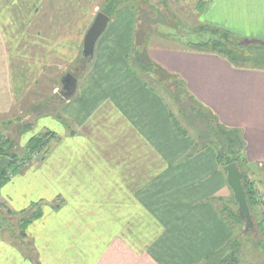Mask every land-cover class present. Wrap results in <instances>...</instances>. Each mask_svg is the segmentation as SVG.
Listing matches in <instances>:
<instances>
[{
  "label": "crops",
  "instance_id": "crops-1",
  "mask_svg": "<svg viewBox=\"0 0 264 264\" xmlns=\"http://www.w3.org/2000/svg\"><path fill=\"white\" fill-rule=\"evenodd\" d=\"M205 1L202 23L264 42V0ZM100 3L0 0V124L53 64L66 68L59 80L71 72ZM135 21L132 7L121 6L75 96L60 95L58 114H40L33 133L54 131V145L0 191L1 203L16 212L42 202L24 238L36 257L18 249L3 227L0 264H203L235 236L217 199L232 189L216 148L199 146L195 132L177 133L168 101L130 61ZM150 40L157 66L241 130L247 171L264 195V68L235 66L192 49L191 40L179 47ZM257 211L264 217L261 206Z\"/></svg>",
  "mask_w": 264,
  "mask_h": 264
},
{
  "label": "rangeland",
  "instance_id": "rangeland-1",
  "mask_svg": "<svg viewBox=\"0 0 264 264\" xmlns=\"http://www.w3.org/2000/svg\"><path fill=\"white\" fill-rule=\"evenodd\" d=\"M103 3L104 0H101L99 11H101ZM123 3L124 5L132 7L133 11L136 12L135 23L137 24L135 25V29L138 28V31L147 33V40L149 41L151 39V44L171 45L177 47L187 46L185 44L188 43L187 40L198 42L206 37V35L199 34L196 31L198 28H200L202 23L200 21L199 11L197 8L199 0H124ZM165 36L167 38H165ZM210 37V44L220 38L218 34L210 35ZM169 38L171 39L170 41ZM243 40L244 41H241V43L243 45H250L248 48L240 49L234 45H228L227 48L234 52H241L244 55L249 54L250 58H259L260 54H264V50L262 51L257 50L256 48H249L254 45L257 46L259 43L256 44L255 42H249V40ZM232 42L238 43L239 40L233 38ZM149 45H147V49L149 48ZM140 49H142V47ZM131 57L132 58L130 61L140 69L142 78L145 80V82L155 87L166 98L171 108V112L174 114L177 122L181 125V127H183V129H186L188 132L192 131L193 133L201 132L204 136H213L206 128V118H202L201 120L197 121V128L188 125L184 116V111L195 114V108L198 105L193 102L191 96L186 92L185 88L177 87L176 82H179V79L176 78L175 75H165L155 66H153L151 69L143 70L135 62L134 51ZM81 58H83L82 55L78 59V62L81 60ZM78 62L76 61L74 64H71L70 67L68 66V71L74 69L75 67V73L78 74L81 71V66L77 64ZM261 65H264L263 62ZM63 69L66 70V68ZM64 70H62V68L61 70L58 69V66L53 64L44 73V76L41 78V80L37 82V85L34 87V89L28 92L24 101L15 107L11 115L12 117L10 118V115L8 114L7 117L2 118L1 122L3 123L0 124V127L3 129L5 127L7 131L6 129H4V131L0 129V131L4 137L12 140L15 143V150L19 152L20 156L25 154L24 146H20L21 140L22 138L26 139L34 134L33 131L35 130L37 120L40 117L39 113L45 110H52L54 107H56V105H60L59 100L62 84L61 80H59V75H61ZM79 79H81V76H79ZM57 85L59 88L57 91L53 92L54 86ZM50 97H54V99L51 100ZM206 108H204L205 114H210L208 112L210 109L207 108V110ZM215 115L213 114V116ZM11 119H13V121ZM46 132L47 130L39 134H44ZM54 143V137L50 138L48 145L44 147L39 154L35 153L32 155V159H35L33 162L40 163L42 160L39 159L41 158L42 153L46 149L49 151ZM255 182H257V180ZM257 184L258 182L255 184L257 188L255 195L257 200L255 201L259 202L261 208L264 209V205L261 204V202H264V195L262 192H260L261 190L259 191ZM224 198L225 199L219 203V205L224 211V216L233 226L235 236L232 239L235 241L233 244H236V247L233 253V248L221 251V256H218L219 259L216 260V264H220L219 261L221 259L226 261L225 264H264V217L260 214V212L257 211V209H260V206L254 205V202L252 201L250 203L248 202L254 221V226L245 232V221L240 220L241 222H238L235 219V214H237L239 211L238 204L234 199L233 191L229 197ZM52 203L55 205L54 202L49 203V205ZM2 219H5L3 226L8 228L5 233L6 237L9 240H12V243H15L18 249H20L22 252H27L32 258L36 257L37 250L35 245L32 242H29L27 239L20 237V222L17 218V215H5V217Z\"/></svg>",
  "mask_w": 264,
  "mask_h": 264
},
{
  "label": "trees",
  "instance_id": "trees-1",
  "mask_svg": "<svg viewBox=\"0 0 264 264\" xmlns=\"http://www.w3.org/2000/svg\"><path fill=\"white\" fill-rule=\"evenodd\" d=\"M124 0H104V3L101 7V11L105 12L110 17H113V15L116 13V11L124 5ZM207 1L205 0H199L198 3V11L199 14L202 13L206 6ZM135 15L136 12L134 11ZM137 24V23H136ZM197 33L206 35L205 38H203L201 41L198 42H190V47L196 51L200 52H207L212 54H217L225 57L228 59L232 64L239 67H250V68H264V65H261L263 62L264 64V54H260L259 58H250V55L243 54L241 52H234L229 50L227 47L228 45H234L240 49H246L250 45H243L241 41H244L242 38L234 35L232 32H230L227 29H224L222 27H218L215 25H210L206 23H201L200 28L196 30ZM219 35L220 38L217 39V41H214L210 44V35ZM147 33H144L143 31H138V28L134 29V55H135V62L137 63L140 68L143 70L151 69L153 66H155L160 72H163L165 75H170V73L165 70L164 68L157 66L150 58L148 50H147ZM233 38H236L239 40L238 43H233ZM248 41V40H246ZM249 42H255L258 44L257 46H251L250 49L256 48L257 50H264V42H259L255 40H249ZM245 43V42H243ZM246 44V43H245ZM251 44V43H250ZM142 47V49H140ZM140 49V50H139ZM78 62V61H77ZM81 66V71L76 74L75 73V67L74 69H71L70 71L76 75L78 78L79 76H83L89 68L91 67V62L87 59L81 58V60L77 63ZM75 64V65H77ZM146 64V65H145ZM179 79V82L177 83L178 88H185L184 82L181 78L177 77ZM175 83V84H176ZM186 92L191 96L193 102H195L198 106L195 108L196 112L195 114L189 113L184 111L185 113V119L187 120L188 125L193 126L194 128H197V121L201 120L202 118H206V128L210 131V133L213 135L212 137H209L208 135H203L201 132L196 133L199 140V146H208L212 145L217 150V161L222 168H225L226 165L236 162L238 167L240 168V171L243 173V187L247 194V200L250 203L251 201L254 202V205H259V202L255 201L257 200L256 195V186L255 181L252 180L248 173V162L245 158L244 153V139L242 136V132L239 128L236 127H230L223 124L218 117H216L215 113H213L211 110L209 111L204 105L200 104L193 95H191L187 90ZM50 99H54V97H50ZM60 105L63 103V100L60 98ZM59 105H56L54 109H50L49 111H43L39 114H58L59 111ZM204 108L208 110V113L205 114ZM34 111V110H33ZM171 111V110H170ZM213 114L215 116H213ZM171 118L174 123V127L177 131V133L180 136H186L188 134V131L186 129H183L181 125L177 122L174 114L171 112ZM55 138L56 133L53 131H47L44 134H33L27 141L25 145V154L20 156L19 152L15 150V143L12 140H9L8 138L4 137V135L0 131V191L4 187L8 181H10L11 177L14 175H17L21 170L27 166L33 163L35 159H32V155L35 153H40L44 147H46L50 141V138ZM45 150V149H44ZM48 149H46L39 160H44L46 155L48 154ZM227 173V172H226ZM221 202L224 200L223 198H217ZM260 201V200H259ZM248 203V204H249ZM40 204L42 202H34L30 205L29 209H24L19 212L11 210L6 204L1 203L0 204V229H3V222L5 219H2L5 217V215H13L16 214L17 218L20 222V237L25 238L26 228L28 225L34 220L41 216V207ZM261 204L264 205V202H261ZM221 213L224 215L223 209H220ZM236 215V220L238 222H241L242 219L240 218L239 212ZM226 219V217L224 216ZM241 220V221H240ZM228 223V219H226ZM231 224V223H230ZM264 224V221H263ZM232 225V224H231ZM233 227V226H232ZM8 229V228H7ZM235 241L231 239L225 247L221 250H227L233 248L232 253L235 251L236 244H233ZM221 251L214 252L210 254L205 262L203 264H216V260H218V256H221ZM234 261V260H232ZM225 260L221 259L219 261L220 264H225ZM39 264V263H38Z\"/></svg>",
  "mask_w": 264,
  "mask_h": 264
},
{
  "label": "water",
  "instance_id": "water-1",
  "mask_svg": "<svg viewBox=\"0 0 264 264\" xmlns=\"http://www.w3.org/2000/svg\"><path fill=\"white\" fill-rule=\"evenodd\" d=\"M111 17L103 11H98L92 24L90 25L83 42L82 57L92 60L95 54L96 44L104 33ZM62 88L60 90L61 98L67 100L75 96L78 86V78L72 73L67 72L61 78ZM227 172V183L232 189L234 199L238 204L240 218L245 221V232L254 226L252 214L250 212L247 194L243 187V173L240 171L236 162L225 166Z\"/></svg>",
  "mask_w": 264,
  "mask_h": 264
}]
</instances>
